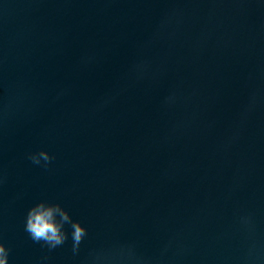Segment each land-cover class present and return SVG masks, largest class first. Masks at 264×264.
<instances>
[{"label": "water", "instance_id": "1", "mask_svg": "<svg viewBox=\"0 0 264 264\" xmlns=\"http://www.w3.org/2000/svg\"><path fill=\"white\" fill-rule=\"evenodd\" d=\"M0 260L264 264V0H0Z\"/></svg>", "mask_w": 264, "mask_h": 264}, {"label": "clouds", "instance_id": "2", "mask_svg": "<svg viewBox=\"0 0 264 264\" xmlns=\"http://www.w3.org/2000/svg\"><path fill=\"white\" fill-rule=\"evenodd\" d=\"M53 211L54 209L52 208H41L30 220L29 226L34 230L37 237L49 234V239H56L59 241L61 237L57 235L58 225L53 221ZM0 264H4V262L0 260Z\"/></svg>", "mask_w": 264, "mask_h": 264}]
</instances>
